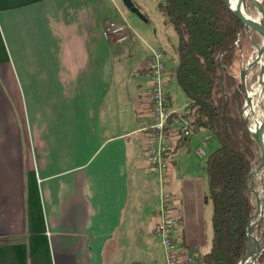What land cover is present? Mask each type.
Returning <instances> with one entry per match:
<instances>
[{
  "label": "crops",
  "instance_id": "crops-1",
  "mask_svg": "<svg viewBox=\"0 0 264 264\" xmlns=\"http://www.w3.org/2000/svg\"><path fill=\"white\" fill-rule=\"evenodd\" d=\"M110 2L0 0V264H166L155 231L164 188L181 198L182 256L210 248L206 176L177 172L184 160L205 175L217 140L199 129L173 165L151 169L149 55L107 35ZM176 43L155 50L169 92Z\"/></svg>",
  "mask_w": 264,
  "mask_h": 264
},
{
  "label": "trees",
  "instance_id": "trees-1",
  "mask_svg": "<svg viewBox=\"0 0 264 264\" xmlns=\"http://www.w3.org/2000/svg\"><path fill=\"white\" fill-rule=\"evenodd\" d=\"M157 7L177 36L172 75L189 103L193 133L203 129L218 143L205 159L212 235L202 264H237L252 211L246 179L257 163L258 145L241 118L243 87L232 69L240 52L246 57L252 47L225 0H160ZM189 139L178 140L165 156Z\"/></svg>",
  "mask_w": 264,
  "mask_h": 264
},
{
  "label": "built area",
  "instance_id": "built-area-1",
  "mask_svg": "<svg viewBox=\"0 0 264 264\" xmlns=\"http://www.w3.org/2000/svg\"><path fill=\"white\" fill-rule=\"evenodd\" d=\"M105 31L116 42L128 39L129 27L119 19L105 22ZM150 71L149 103L151 118L141 129L149 133L145 145L147 159L152 170L160 174L166 169L169 157L166 150L175 147L178 140L193 134L188 101L180 109L173 104L169 92L168 69L161 51H155L146 59ZM199 153L204 154L201 150ZM161 206L155 231L160 237L166 253V264H202L201 255L179 252L175 241V231L180 225L178 207L173 203L170 192L164 188L160 194Z\"/></svg>",
  "mask_w": 264,
  "mask_h": 264
},
{
  "label": "rangeland",
  "instance_id": "rangeland-1",
  "mask_svg": "<svg viewBox=\"0 0 264 264\" xmlns=\"http://www.w3.org/2000/svg\"><path fill=\"white\" fill-rule=\"evenodd\" d=\"M109 1H111L110 3H112L111 5H113V8L115 10V13H116L115 18L119 19V20H123L129 27V34H128L129 37L123 43L129 42L130 41L129 39H131V41H132L131 43H133L132 44L133 53L136 54V50H137L138 55L139 54L151 55V53L154 52L155 50H158L161 47L165 48V49L171 48L170 47L171 42L175 43V40H176L175 31L173 30V28L171 26L164 24L165 22L163 23V21H162L163 16L157 7L159 0H133V2L135 3V5L138 8L140 7L141 9H144L142 11L146 12V14L148 16L147 22L144 21L143 19L139 18L136 14L131 12L129 9H127L122 0H109ZM263 4H264V0H263ZM140 8H139V10H140ZM140 12H141V10H140ZM248 12L251 16H258L257 11L253 7H250ZM167 36H169V39L167 38ZM244 36H245V34H244ZM245 38H246V36H245ZM249 43H250V41H249ZM250 45H251L252 50H253L254 45L252 46L251 43H250ZM251 54H252V51L248 52L246 57H244L242 55V58H241V56H240V61L235 63V65L232 69V72L237 74L238 77L240 74V70L243 68V66L245 65V62L249 59ZM258 72H259V67H257V66L252 68V70L250 71V73L248 75L249 77H247V84L249 86L255 81V76L258 75ZM170 78H172V77H169V79ZM170 82H171L170 83V93H171L172 98H173V103L177 104V105H182L185 102L184 94L182 93L179 85L177 84V81L174 78ZM243 94H244V92H243ZM243 104H244V102H243ZM262 108H264V107L262 106ZM241 118H242V111H241ZM215 144H216L215 139L210 138L208 140L209 150H212L213 147L215 146ZM182 146L180 145L179 147H182ZM181 152L182 151H180V153ZM257 154H259V149L257 150ZM179 162H180V166H179V169L177 172L178 175H181V176L196 175L199 178L201 177L203 180L205 179V175H204L202 169L195 171L196 173L193 174L187 168V167H189V164H188L189 161L186 162L184 160H180ZM257 162H258V160H257ZM256 164L253 166V168H255ZM168 165H173V164H172V162L168 161L166 169L168 168ZM255 184H256V182H255ZM170 194H171L172 201L175 202L176 205H177V203H179L177 205V207H178L177 214H179L181 217L182 205L179 202L181 200V198L179 196H176L174 193L170 192ZM209 219H210V217H209ZM209 224H210L209 227L211 229L210 220H209ZM260 228H261V230H260ZM262 234H263V239H264V221L261 223V225L259 227L260 238H261ZM191 253L195 254V255L197 254L194 252H191ZM197 255H201V254H197Z\"/></svg>",
  "mask_w": 264,
  "mask_h": 264
},
{
  "label": "bare ground",
  "instance_id": "bare-ground-1",
  "mask_svg": "<svg viewBox=\"0 0 264 264\" xmlns=\"http://www.w3.org/2000/svg\"><path fill=\"white\" fill-rule=\"evenodd\" d=\"M226 3L234 11H239L240 9L243 10L245 8L244 0H226ZM245 22H247L248 26L252 25L256 28H259L258 16H251L248 10L246 12ZM261 42L263 43L264 50V36H261ZM256 66L259 67L258 75L255 76V81L249 86L247 84V77H249L248 75L252 68ZM239 79L241 80L244 86V104L242 108V120H244L247 128L253 134H255V126H258L259 122H261V132L264 138V108H262V106L264 107V67L262 66L261 57L257 55L255 46L253 47L251 56L245 62L243 68L240 70ZM257 98L259 100L258 107H256ZM253 117H256V123H254V121L252 122ZM249 190L252 199H254V206L256 208L260 206L255 223L259 228L261 223L264 221V158L258 166V171H256L252 179L249 180ZM254 234L255 230L253 228V223H250L247 228V242H252ZM256 252L257 248L255 245H253L249 249L247 257L244 260H241L239 264H253Z\"/></svg>",
  "mask_w": 264,
  "mask_h": 264
},
{
  "label": "water",
  "instance_id": "water-1",
  "mask_svg": "<svg viewBox=\"0 0 264 264\" xmlns=\"http://www.w3.org/2000/svg\"><path fill=\"white\" fill-rule=\"evenodd\" d=\"M122 1H123L124 5L126 6L127 9H129L131 12L136 14L139 18L145 20L144 15L140 12L139 8L135 5L133 0H122ZM244 1H245V8L243 10L240 9L239 11L232 10L227 5L226 0H225V5L237 17L239 28L245 34L246 38L250 41L252 46L253 45L255 46L257 55L261 57L262 66L264 67V50H263V43L261 42V36H264V4H263V0H244ZM250 7H253L259 14L258 15L259 28H256L252 25L248 26L247 22H245L246 12H247V10H249ZM240 56L242 58V52H240ZM240 82H241V80H240ZM241 84H242L243 92H244L243 83L241 82ZM258 106H259V100L257 98L256 107H258ZM253 121H254V123H256V121H257L256 117L252 118V122ZM243 122H244V120H243ZM244 124L246 126L245 122H244ZM261 124L262 123L259 122L258 126H255V129H254L255 134L251 133L246 126L249 134L255 139V141L258 145V149L260 150V152L258 154V158H257L258 162H257L255 168H253L251 170V172L248 174L247 179H246L248 194H249V198H250L251 203H252V211H251V214H250L248 222H247L245 233L247 235V228H248L250 223L251 224L253 223V228L255 230V234H254V238L252 239V242H247V239L245 236V252L242 255V257L237 261V264H239L241 260H244L247 257L248 251L253 245H255L257 248V252H256V256H255V260H254L253 264H260V258H261L262 252L264 250V243L261 244V241H260L259 228L255 224L257 213H258V210L260 209V206H258V208H256L254 206L253 199L250 195V190H249V180L252 179L254 173L256 171H258V166H259L260 162L263 161V158H264V138H263V134L261 132V128H262ZM150 264H159V263H157L156 261H153Z\"/></svg>",
  "mask_w": 264,
  "mask_h": 264
}]
</instances>
